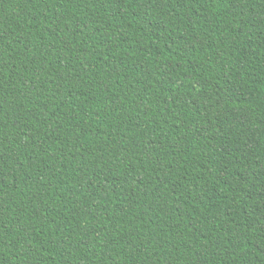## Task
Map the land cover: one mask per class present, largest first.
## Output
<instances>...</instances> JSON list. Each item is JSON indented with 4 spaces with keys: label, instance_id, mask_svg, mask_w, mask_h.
<instances>
[{
    "label": "trees",
    "instance_id": "obj_1",
    "mask_svg": "<svg viewBox=\"0 0 264 264\" xmlns=\"http://www.w3.org/2000/svg\"><path fill=\"white\" fill-rule=\"evenodd\" d=\"M0 264H264V0H0Z\"/></svg>",
    "mask_w": 264,
    "mask_h": 264
}]
</instances>
